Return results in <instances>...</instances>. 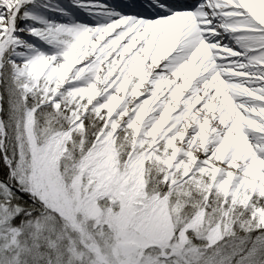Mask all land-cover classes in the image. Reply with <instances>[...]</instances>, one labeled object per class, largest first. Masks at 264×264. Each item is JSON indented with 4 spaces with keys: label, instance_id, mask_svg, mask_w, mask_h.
I'll return each instance as SVG.
<instances>
[{
    "label": "snow or ice",
    "instance_id": "snow-or-ice-1",
    "mask_svg": "<svg viewBox=\"0 0 264 264\" xmlns=\"http://www.w3.org/2000/svg\"><path fill=\"white\" fill-rule=\"evenodd\" d=\"M0 264H264V0H0Z\"/></svg>",
    "mask_w": 264,
    "mask_h": 264
}]
</instances>
